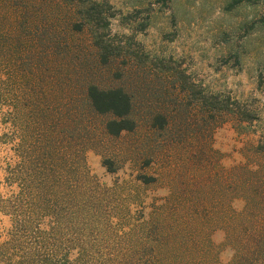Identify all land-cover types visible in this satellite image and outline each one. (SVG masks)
Instances as JSON below:
<instances>
[{"label": "rangeland", "instance_id": "obj_1", "mask_svg": "<svg viewBox=\"0 0 264 264\" xmlns=\"http://www.w3.org/2000/svg\"><path fill=\"white\" fill-rule=\"evenodd\" d=\"M57 1L0 0V30H9V42L19 38L22 50L35 44L24 51L32 55L42 43L46 52L35 77L19 81L12 77L16 52L0 63L9 84L0 91V195L18 189L11 179L17 154L42 155L48 144L67 155L75 148L84 151L76 159L98 206L99 228L110 232L108 239L85 242L104 250L103 260L143 241L127 231L161 228L160 216L163 264H264V151L257 150L264 147V0H109L113 32L134 35L147 66L100 64L89 31L74 33L64 24L70 10ZM160 60L185 70L205 91L245 105L255 119L213 116L190 105L176 78L156 66ZM92 82L132 95L133 131L106 134L108 117L96 115L88 101ZM12 224L0 211V242Z\"/></svg>", "mask_w": 264, "mask_h": 264}, {"label": "trees", "instance_id": "obj_2", "mask_svg": "<svg viewBox=\"0 0 264 264\" xmlns=\"http://www.w3.org/2000/svg\"><path fill=\"white\" fill-rule=\"evenodd\" d=\"M158 1L167 3L170 0ZM57 3L70 10V15L64 16L63 23H70L74 33L89 31L100 64L108 66L118 61H123L126 65L143 64L147 66L149 64L148 54L145 53L143 46L134 35L113 32L112 19L116 14L109 0H58ZM18 16L20 17L19 14ZM17 25L20 28L26 26L23 22H18ZM143 25L140 30H144L147 26V24ZM29 26L33 27L35 24L31 23ZM37 28L38 25L35 26V29ZM8 31L0 30V63L3 62V56L6 53H10L6 55L8 57L16 52L12 77L18 81L21 76L27 74L35 77L36 65L40 67V59L46 53L42 50V43L40 48L38 45L36 47L39 53L32 55L24 51L30 46L34 47L35 44L27 45L22 50V43L17 38V43H13L16 49L11 51L13 44L9 42L11 34ZM9 49L11 52H8ZM25 62L29 63L28 66ZM155 64L162 71L176 78L181 89L187 93V98L191 100L190 105L213 116L230 114L241 121L255 119L254 112L240 102L205 91L201 85L191 79L185 70L173 67L163 60ZM29 65L32 68L25 70L24 67L28 69ZM117 75L119 78L123 77L122 72H118ZM5 86L7 88L9 84L4 83L0 76L1 92H4L3 87ZM15 88L17 91L19 86ZM36 89L33 85L30 88L31 93ZM86 92L93 112L96 115L108 117L104 123V131L108 136H120L123 132L133 131L136 128L135 103L126 89L123 87L103 88L98 83L92 82L88 84ZM1 140L2 136H0V144ZM74 150L75 148L72 150L73 155H67L48 144L42 155L35 154V150L30 152L31 155L28 158L22 156L21 153L17 154L20 160L17 162L14 173L11 170V179L18 189L8 198L0 195V211L10 215L13 221L8 238L0 242V264H163L160 258L163 248L158 247V242L160 240V243H164L166 234H163L162 228L166 226L160 224L164 222L159 218L160 216L156 218L158 220L156 224L161 228L127 231L126 236L143 241L134 240L133 244L127 243L120 249L123 254L114 255L109 252L108 255L115 256L114 259L103 260L107 255L104 254V250L99 253L95 252L92 244L90 246L85 243L87 240L97 242L100 239H108L110 232L106 234L105 228L104 231L99 228L102 224L98 206L92 204L91 196H88L87 180L83 178L84 172L79 167L81 162L77 163L76 157L83 155L84 151L74 152ZM257 150L264 151V147L259 145ZM69 158H71V163ZM109 171L114 172L112 166H109ZM23 173L26 175L21 177ZM142 181L149 183L152 178L144 176ZM96 198L97 196L93 199L97 201ZM172 198L171 195L169 200L171 201ZM47 219L48 228H44L43 223ZM153 237H158V239ZM152 238L158 245L151 244ZM69 242L71 246H68ZM99 255H102V259L93 258ZM125 256V259H117Z\"/></svg>", "mask_w": 264, "mask_h": 264}]
</instances>
